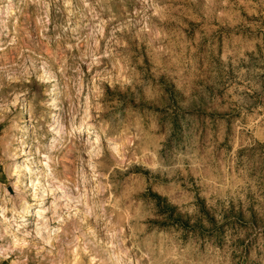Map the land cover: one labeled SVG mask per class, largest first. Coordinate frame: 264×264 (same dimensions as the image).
Listing matches in <instances>:
<instances>
[{
	"label": "clouds",
	"instance_id": "9594fccd",
	"mask_svg": "<svg viewBox=\"0 0 264 264\" xmlns=\"http://www.w3.org/2000/svg\"><path fill=\"white\" fill-rule=\"evenodd\" d=\"M0 130V261L264 264V0H0Z\"/></svg>",
	"mask_w": 264,
	"mask_h": 264
},
{
	"label": "rangeland",
	"instance_id": "374dc122",
	"mask_svg": "<svg viewBox=\"0 0 264 264\" xmlns=\"http://www.w3.org/2000/svg\"><path fill=\"white\" fill-rule=\"evenodd\" d=\"M102 46H103V41L101 42V47ZM0 134H2V130H0ZM0 184L5 186V189L9 195L14 194V189H13L12 185L9 183L8 173H7V171L3 165H0ZM50 226L54 227V224L50 225ZM12 259H13V257H9L6 260L0 261V264H11Z\"/></svg>",
	"mask_w": 264,
	"mask_h": 264
}]
</instances>
